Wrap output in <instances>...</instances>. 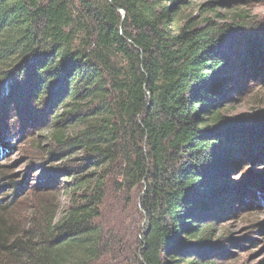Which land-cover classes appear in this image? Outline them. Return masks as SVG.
<instances>
[{
    "label": "trees",
    "instance_id": "trees-1",
    "mask_svg": "<svg viewBox=\"0 0 264 264\" xmlns=\"http://www.w3.org/2000/svg\"><path fill=\"white\" fill-rule=\"evenodd\" d=\"M217 2L201 7L220 17ZM191 6L0 0V152L10 124L43 117L51 156L66 161L26 224L0 201V264H216L205 252L218 181L237 154L264 166L263 102L225 113L227 60L244 59L264 89V37L245 39L243 10L198 19ZM3 181L23 187L0 170Z\"/></svg>",
    "mask_w": 264,
    "mask_h": 264
},
{
    "label": "rangeland",
    "instance_id": "rangeland-1",
    "mask_svg": "<svg viewBox=\"0 0 264 264\" xmlns=\"http://www.w3.org/2000/svg\"><path fill=\"white\" fill-rule=\"evenodd\" d=\"M206 1L191 0L192 6L184 11L198 19L206 16L222 19L234 10H243L250 14L253 26L245 33V39L264 37V0H217L215 11L221 14L220 17H215L213 11L203 10L201 5ZM233 42V39H229L226 50ZM261 48L264 51V45ZM227 61H231L230 67L234 71L231 76L234 90L224 97L225 113L236 116L262 109L264 89L259 79L256 82L246 79L250 78V71L244 59L229 57ZM50 132L43 117L30 130L21 127L15 120L8 126V144L0 152V170L5 172L9 180L17 184L20 182L23 186L21 191H16L10 185H5L7 181H3L0 201L8 199V203H11L8 206L13 210L12 216L16 214L23 224L39 214L36 206L38 195L35 194H39L43 187H56L61 179L60 169L66 163L59 157L51 156L50 150L54 146L49 139ZM225 142L226 137L222 138L226 149H236L234 142H231L232 145H226ZM261 177H264L263 165L252 163L243 154H237L235 164H229L224 178L218 181L224 183V190L213 203L217 208L214 214L211 213L213 244L205 252L216 264H264V189H257L254 185ZM61 204L64 207L68 204L67 197L61 199Z\"/></svg>",
    "mask_w": 264,
    "mask_h": 264
}]
</instances>
